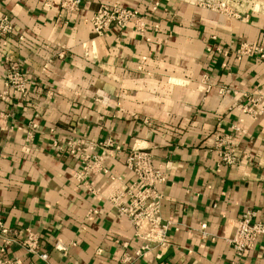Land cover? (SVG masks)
I'll return each mask as SVG.
<instances>
[{
  "label": "crops",
  "instance_id": "1",
  "mask_svg": "<svg viewBox=\"0 0 264 264\" xmlns=\"http://www.w3.org/2000/svg\"><path fill=\"white\" fill-rule=\"evenodd\" d=\"M63 1L0 0L14 23L0 39V212L14 231L6 254L22 264H264V236L242 259L230 243L246 211L264 220V56L236 53L241 43L264 48V0H223L226 9L81 0L76 10ZM101 4L139 9L145 30L131 22L96 36L89 19ZM8 57L22 65L26 95L6 83ZM244 94L260 95L257 114L238 102ZM226 134L240 159L231 165L216 147ZM75 137L101 160L89 188L74 176L81 161L55 147ZM108 138L114 145L101 146ZM134 148L151 150L167 176L163 241L112 198L135 181L125 164ZM29 231L47 261L21 245Z\"/></svg>",
  "mask_w": 264,
  "mask_h": 264
},
{
  "label": "built area",
  "instance_id": "2",
  "mask_svg": "<svg viewBox=\"0 0 264 264\" xmlns=\"http://www.w3.org/2000/svg\"><path fill=\"white\" fill-rule=\"evenodd\" d=\"M80 3L81 0H64L62 6L68 10H76ZM205 4L215 9H226L223 0H217L215 4ZM158 5H160L159 0L155 1L154 7ZM144 18L145 15L137 8L125 7L119 4H101L94 11L89 21L94 34L102 36L108 34L114 28L123 29L131 22H135L138 29L144 31ZM13 32L14 23L12 18L8 14H0V39L3 44L7 43ZM236 53L239 56L259 55L262 57L264 56V48L260 45L241 43L236 49ZM60 55L62 56L63 53H60ZM6 67L7 85L15 92L26 95L27 80L22 71V65L8 57L6 58ZM222 91L223 89L220 90V92ZM244 98L251 105L248 107L244 105L243 109L249 113L257 114L260 106L257 109L254 105L259 102L260 95L244 94L243 97L238 98V102L243 103ZM233 129L236 132L239 127L235 126ZM232 139V134H226L216 141V147L221 155L222 162L227 165L235 164L240 160L233 147ZM113 145V140L108 138L101 146ZM55 147L66 150L68 154L81 161V167L75 172L74 176L89 188V177L101 168L100 158L92 153L94 146L86 143L84 138L75 137L68 140L65 145L56 143ZM125 164L134 174L135 181L129 185L124 184L117 195L112 197L118 212L121 216L130 217L137 227H140L144 222H148L152 226L153 232L155 231L154 234L152 232L148 237L163 241L166 227L162 225L160 218L163 200L160 186L166 181L167 176L160 167L156 166L153 152L145 148L132 149L126 157ZM205 228L206 224H202L203 235H206ZM9 233H14V231L6 226L0 212V264H22L19 257L6 254L7 247L12 242V239L8 237ZM261 236H264V220L259 218L257 211H246L238 219L235 235L230 240L236 256L239 259L245 258L250 251L256 249ZM21 245L28 253L38 256L43 261L48 260V254L40 250V236L38 233L29 231ZM144 248L148 247L144 246Z\"/></svg>",
  "mask_w": 264,
  "mask_h": 264
}]
</instances>
